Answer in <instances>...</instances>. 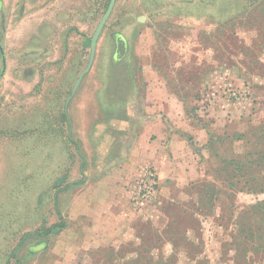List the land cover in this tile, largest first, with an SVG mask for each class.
Here are the masks:
<instances>
[{
	"label": "rangeland",
	"instance_id": "obj_1",
	"mask_svg": "<svg viewBox=\"0 0 264 264\" xmlns=\"http://www.w3.org/2000/svg\"><path fill=\"white\" fill-rule=\"evenodd\" d=\"M109 2L0 0V264H264V0H117L67 100ZM154 83L205 129L202 172L128 201L125 232L86 249L66 233L82 157L121 144L111 120Z\"/></svg>",
	"mask_w": 264,
	"mask_h": 264
},
{
	"label": "crops",
	"instance_id": "obj_2",
	"mask_svg": "<svg viewBox=\"0 0 264 264\" xmlns=\"http://www.w3.org/2000/svg\"><path fill=\"white\" fill-rule=\"evenodd\" d=\"M123 106L126 114L110 122L121 135V144L111 136L90 153L88 164L83 155L80 168L88 165L86 178L67 207L74 228L66 233L86 249L111 243L134 220L127 217L128 187L143 166H154L164 185L172 179L187 184L202 172L198 155L206 154V145H201L206 131L192 122L174 86L154 83L142 100ZM197 142L201 149H194Z\"/></svg>",
	"mask_w": 264,
	"mask_h": 264
},
{
	"label": "built area",
	"instance_id": "obj_3",
	"mask_svg": "<svg viewBox=\"0 0 264 264\" xmlns=\"http://www.w3.org/2000/svg\"><path fill=\"white\" fill-rule=\"evenodd\" d=\"M160 186V176L152 165L139 169L136 178L129 184V201L134 208L146 209L155 199Z\"/></svg>",
	"mask_w": 264,
	"mask_h": 264
},
{
	"label": "water",
	"instance_id": "obj_4",
	"mask_svg": "<svg viewBox=\"0 0 264 264\" xmlns=\"http://www.w3.org/2000/svg\"><path fill=\"white\" fill-rule=\"evenodd\" d=\"M116 1L117 0H110L109 4H108V7L107 9L105 10L104 14L102 15L98 25L96 26V29L91 37V44H90V47H91V51H90V56H89V61H88V64L87 66L80 72L78 78L76 79L74 85H73V88H72V91H71V95L68 97V99L75 94L76 90L78 89L83 77L85 76L86 73L89 72V70L91 69L92 67V64L94 62V59H95V56H96V50H97V44H98V40H99V37L105 27V24L107 22V20L109 19L113 9H114V6L116 4ZM1 4L0 3V9H1ZM117 50H116V54H115V58L117 59H120L126 52V49H127V42H126V39L125 37L122 35V34H118L117 35ZM0 54L2 56V69H1V72H0V78L4 75L5 71H6V67H7V59H6V54H5V50H4V47L1 43V40H0ZM41 245V244H40ZM36 246L35 249H40L42 248L43 246H45L46 244H42L41 246ZM34 249V250H35Z\"/></svg>",
	"mask_w": 264,
	"mask_h": 264
},
{
	"label": "trees",
	"instance_id": "obj_5",
	"mask_svg": "<svg viewBox=\"0 0 264 264\" xmlns=\"http://www.w3.org/2000/svg\"><path fill=\"white\" fill-rule=\"evenodd\" d=\"M69 139L77 146V142H76V140L72 137V135H69ZM258 154L262 157V158H264V148H262V149H260L259 151H258ZM82 159H83V157H82ZM232 162H234V160H232ZM82 166H83V163H82ZM53 227H59V228H63L64 227V222L62 221V222H60V223H58V224H55Z\"/></svg>",
	"mask_w": 264,
	"mask_h": 264
},
{
	"label": "flooded vegetation",
	"instance_id": "obj_6",
	"mask_svg": "<svg viewBox=\"0 0 264 264\" xmlns=\"http://www.w3.org/2000/svg\"><path fill=\"white\" fill-rule=\"evenodd\" d=\"M30 54L33 56L34 53H30Z\"/></svg>",
	"mask_w": 264,
	"mask_h": 264
}]
</instances>
